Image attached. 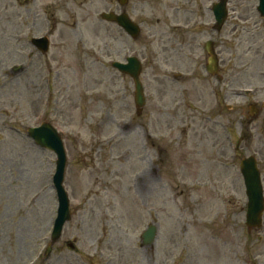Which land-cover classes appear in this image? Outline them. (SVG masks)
Returning a JSON list of instances; mask_svg holds the SVG:
<instances>
[{"label": "rangeland", "instance_id": "rangeland-1", "mask_svg": "<svg viewBox=\"0 0 264 264\" xmlns=\"http://www.w3.org/2000/svg\"><path fill=\"white\" fill-rule=\"evenodd\" d=\"M147 1L134 14L142 22L134 41L101 19L109 10L103 0H46V18L58 28L55 60L35 59L13 72L11 61L0 64V264H264V221L260 229L246 224L240 170L241 160L255 155L264 182L258 1L239 34L223 35L230 42L220 80L202 68L195 80L168 78L189 67L182 57L166 63L174 43L163 24L156 30L155 0ZM172 4L190 7L188 0ZM129 55L143 61L147 102L140 114L132 78L111 64ZM43 121L65 142L72 210L49 253L57 156L27 134ZM152 223L156 241L144 245L141 235Z\"/></svg>", "mask_w": 264, "mask_h": 264}, {"label": "flooded vegetation", "instance_id": "flooded-vegetation-1", "mask_svg": "<svg viewBox=\"0 0 264 264\" xmlns=\"http://www.w3.org/2000/svg\"><path fill=\"white\" fill-rule=\"evenodd\" d=\"M45 1L0 0V64L5 62L4 65H6L8 61H11L8 65L10 72L15 71V66H21L22 68L19 70H23L31 65L35 59L45 64L49 62L50 57L53 59L57 57L56 52L45 53L41 51V48H37L32 41L34 37H39L40 33L47 27L46 20L48 21L50 34L56 33L58 29L57 23L52 26L50 24L52 22L51 19L46 18ZM114 1L118 2L120 8L117 6L120 12L127 11L135 18V13L142 12V7L139 5L148 2L147 0H103L107 4V9L115 11ZM173 1L155 0L156 11L154 17L156 20H154L155 25L157 24L156 30L163 24L164 31H162V34H167L168 43L169 39L174 43V46L169 47L168 45L167 47L169 49V52H167L169 59H166V63L170 64L172 61L182 57L186 64L184 66L187 67L188 65L189 70H184L181 75L169 74V77H175V80L181 78L195 80V74L192 77L190 76L192 74L191 70L193 68L206 70L212 53H214V57H216L217 61L219 60L221 65L223 61L221 53L224 49V44L225 42H230L226 37H224V40L223 35L225 36L230 31L233 34H239V29L249 24L248 21L251 19V13L253 12L252 4L258 0H188L190 1V7L186 10H183L181 6L173 7V4L170 7V2ZM122 2H126V4L123 5ZM131 2L133 4L130 6L131 12H129L127 6ZM224 2L227 7L226 20L223 26L220 27L216 9L221 7ZM161 3H165V5L161 6ZM169 7L173 8L174 12L169 10ZM254 7L259 13L258 4ZM171 13L174 18L170 22L169 16H171ZM138 22L142 25L141 21ZM154 35L157 37L158 31H155ZM71 36L72 34L70 33L69 37H65L67 41L71 39ZM54 43L50 40L49 46L51 47L52 45L54 47ZM5 73L7 75V71Z\"/></svg>", "mask_w": 264, "mask_h": 264}, {"label": "water", "instance_id": "water-1", "mask_svg": "<svg viewBox=\"0 0 264 264\" xmlns=\"http://www.w3.org/2000/svg\"><path fill=\"white\" fill-rule=\"evenodd\" d=\"M261 1L260 9L263 10L264 0ZM103 17L123 25L133 36L138 33L139 27L127 15L104 13ZM118 65L122 71L129 73L134 78L136 84V102L139 106H142L145 102V97L143 92L144 88L139 76L141 71L140 60L136 57H131L128 58L127 64L119 63ZM29 134L42 146L54 150L58 156L57 171L54 176V184L59 197V215L55 221L53 231V240L56 242L62 234L65 222L71 218L70 202L63 185L67 165V154L61 136L50 123H44L37 128H30ZM241 170L245 178L248 194L246 222L250 228H260L263 224L264 189L257 158L253 155L244 158L242 160ZM156 235L157 226L154 224L149 225L148 229L143 234L144 244L148 245L153 243Z\"/></svg>", "mask_w": 264, "mask_h": 264}]
</instances>
